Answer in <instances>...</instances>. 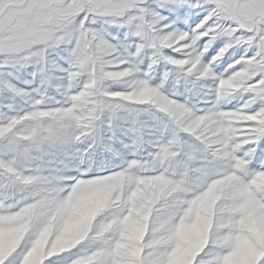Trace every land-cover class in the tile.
<instances>
[{"label": "snow or ice", "instance_id": "1", "mask_svg": "<svg viewBox=\"0 0 264 264\" xmlns=\"http://www.w3.org/2000/svg\"><path fill=\"white\" fill-rule=\"evenodd\" d=\"M37 257L264 264V0H0V264Z\"/></svg>", "mask_w": 264, "mask_h": 264}, {"label": "clouds", "instance_id": "2", "mask_svg": "<svg viewBox=\"0 0 264 264\" xmlns=\"http://www.w3.org/2000/svg\"><path fill=\"white\" fill-rule=\"evenodd\" d=\"M175 43L179 44V40L175 41ZM181 47H184L181 45ZM179 51V49H177ZM241 86V79H232L231 77L227 82L223 83V87H218L217 96L218 99H221V93H223V97H227L232 95V93ZM140 100H151L153 102L156 101V97L152 96L150 93H145L139 97ZM162 160H152L151 162L145 160L143 163L140 161H134L133 165L136 170H145L148 168H152L157 166V164H162ZM102 203L101 193L95 190L86 189L81 197L73 204V218L67 221L63 227L61 237L56 241L57 246H63L67 244L70 239L74 238L78 235L83 228L86 226L89 218L95 213L97 208ZM199 233V225L193 223L186 227L183 230V238L186 241L195 243ZM49 236L46 234L41 239V247L47 243ZM41 248H37V252H39ZM37 258H30L28 264H37Z\"/></svg>", "mask_w": 264, "mask_h": 264}, {"label": "rangeland", "instance_id": "3", "mask_svg": "<svg viewBox=\"0 0 264 264\" xmlns=\"http://www.w3.org/2000/svg\"><path fill=\"white\" fill-rule=\"evenodd\" d=\"M177 27H180V25H177ZM30 73H31V69H29L27 73H24V74H23L24 78H25V79H28V80H31V79H32V76H31ZM208 83H211V82L209 81ZM169 87H170V85H169ZM194 102H195V100H194ZM201 106H202V105H201ZM117 146H119V145H117Z\"/></svg>", "mask_w": 264, "mask_h": 264}]
</instances>
